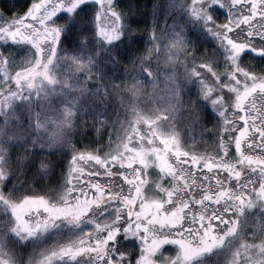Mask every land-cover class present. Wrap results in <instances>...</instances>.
<instances>
[{
    "label": "snow or ice",
    "instance_id": "6c2138e0",
    "mask_svg": "<svg viewBox=\"0 0 264 264\" xmlns=\"http://www.w3.org/2000/svg\"><path fill=\"white\" fill-rule=\"evenodd\" d=\"M160 7L0 6V264H264V0Z\"/></svg>",
    "mask_w": 264,
    "mask_h": 264
},
{
    "label": "trees",
    "instance_id": "16d2710c",
    "mask_svg": "<svg viewBox=\"0 0 264 264\" xmlns=\"http://www.w3.org/2000/svg\"><path fill=\"white\" fill-rule=\"evenodd\" d=\"M9 0H0V6H3L4 4L8 3ZM121 3L123 4H134V5H138L141 7V10L144 12L143 16H137L134 17V19L137 20H147L149 23L151 22V13H152V4L155 2V0H120ZM159 3L161 5L160 10H159V21L161 22L164 18V5H165V0H159ZM144 39H147V37L145 36ZM125 63H127V61H125ZM207 113V112H206ZM209 115L207 114L205 116V123L208 125V127H211V123L209 122ZM215 116L212 117V119L214 120ZM91 131H89V136L88 138H85L84 140H82L81 144L79 145V147L83 148L85 143H90V138H91ZM197 147L199 148L200 151H205V145L201 144V143H197ZM55 158V157H54ZM59 172V170L57 169V173ZM53 179H55V177H53Z\"/></svg>",
    "mask_w": 264,
    "mask_h": 264
},
{
    "label": "rangeland",
    "instance_id": "374dc122",
    "mask_svg": "<svg viewBox=\"0 0 264 264\" xmlns=\"http://www.w3.org/2000/svg\"><path fill=\"white\" fill-rule=\"evenodd\" d=\"M167 3V0H165V4ZM165 8V7H164ZM164 11H166V8L164 9ZM164 20V18H163ZM163 20L160 22L161 25H163ZM172 23V20L171 19H168V24H171ZM212 40L211 38H209L207 41H206V46L207 47H212ZM161 89L164 88V85L161 84L160 85ZM192 87V93L195 94V86H191ZM55 102H58V101H54ZM140 103L142 105H150L152 103H154V101H152L149 97H142L141 98V101ZM39 110V109H37ZM207 112V113H206ZM209 115L211 118L216 116V113L212 110L211 106L209 105L206 109H205V116L206 115ZM182 119V117L180 115L177 116V121H180ZM190 137H194L197 141H198V144L201 143L203 144L202 142V138L200 136V130H199V127L197 126L196 130L195 131H192L190 133H188ZM189 143H191V140L189 141Z\"/></svg>",
    "mask_w": 264,
    "mask_h": 264
},
{
    "label": "flooded vegetation",
    "instance_id": "af4514ba",
    "mask_svg": "<svg viewBox=\"0 0 264 264\" xmlns=\"http://www.w3.org/2000/svg\"><path fill=\"white\" fill-rule=\"evenodd\" d=\"M207 151H211V149H210V148H208V149H207Z\"/></svg>",
    "mask_w": 264,
    "mask_h": 264
}]
</instances>
